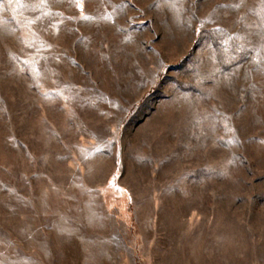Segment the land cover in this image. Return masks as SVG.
I'll use <instances>...</instances> for the list:
<instances>
[{"label":"rangeland","instance_id":"1","mask_svg":"<svg viewBox=\"0 0 264 264\" xmlns=\"http://www.w3.org/2000/svg\"><path fill=\"white\" fill-rule=\"evenodd\" d=\"M0 264H264V0H0Z\"/></svg>","mask_w":264,"mask_h":264}]
</instances>
